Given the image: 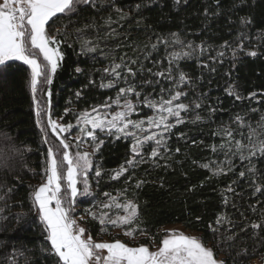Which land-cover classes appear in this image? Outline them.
Wrapping results in <instances>:
<instances>
[{
	"label": "trees",
	"instance_id": "16d2710c",
	"mask_svg": "<svg viewBox=\"0 0 264 264\" xmlns=\"http://www.w3.org/2000/svg\"><path fill=\"white\" fill-rule=\"evenodd\" d=\"M95 3L97 7L83 6L70 19L53 18L54 25L49 21L50 34L62 41L60 48L64 54L52 84L45 85L52 92L49 109L52 118H59L62 124L73 123L77 112L99 106L108 97L114 98L117 88L102 89L99 84L102 77L105 82L111 78L103 69L113 59L119 62L122 56L126 60L137 59L131 65L137 71V85L146 80L154 82L143 85L144 93L156 96L162 87H170L164 80L155 83L159 78L147 69L167 67L164 45H158L156 51L151 45L158 37L171 38L175 33L181 40L207 49L199 54L197 47L192 58L180 61V70L191 79V85L183 88L188 93L184 102L199 100L202 107L196 111L203 119L194 121L195 112L182 113L185 123L174 127L167 140L171 150L166 154L168 158L159 160V166H153L151 161L140 164L134 173L128 174L132 176L130 185L125 184L123 176L119 180L110 176L130 157L131 140L104 137V145L94 156L102 176L97 178L94 170L89 172L90 194H83L78 186L75 207L97 208L106 199L103 193L116 195L128 187V197L139 204L140 226L145 234L137 232L134 238L146 236L139 241L142 244H149L150 240L159 244L164 236L159 233L162 227L180 225L197 234L224 264L264 260V158L254 160L255 175L247 174L244 178L239 176L240 171H245L239 159H235L236 167L227 175L213 176L201 167L209 160L224 161L222 153L214 154L211 150L222 142L213 135L217 129L224 126L236 129L237 114L255 127L264 115V0H181L179 4L176 0H95ZM117 8L122 9L123 18ZM109 17L113 21L110 27L105 24ZM242 18H249L251 23L242 24ZM84 39L98 44L97 50L82 49ZM241 42L244 51H239ZM225 44L229 47L225 48ZM172 50L169 47L167 52ZM221 50L226 52L223 62H213L210 56L215 57ZM252 50L257 52L256 57L246 54ZM154 60L160 63L154 64ZM10 63L11 67L0 70V264H13V260L15 264H53L54 257L42 251L50 245L31 198L36 187L46 180L48 144L44 143L37 123L30 70L20 62ZM203 64L208 67H202ZM78 67L81 72L76 71ZM230 87L243 99L228 95L226 89ZM77 92L82 93L80 98ZM252 93L256 96L249 99ZM210 106L217 111L210 113ZM253 108L257 111L253 112ZM137 179L146 181L138 190L134 188ZM228 185L232 186V192L226 191ZM256 186H261L262 191L256 192ZM79 214L78 210L74 216ZM220 215L232 222L221 229L231 228L224 236L209 229V224L215 225ZM252 223H261L262 227L253 229ZM82 225L93 238L102 233L101 226L94 221L86 220ZM233 234L234 239L226 238Z\"/></svg>",
	"mask_w": 264,
	"mask_h": 264
},
{
	"label": "snow or ice",
	"instance_id": "6c2138e0",
	"mask_svg": "<svg viewBox=\"0 0 264 264\" xmlns=\"http://www.w3.org/2000/svg\"><path fill=\"white\" fill-rule=\"evenodd\" d=\"M180 2L181 0H176L177 4ZM83 6L97 7L95 0H0V70L11 67L10 62H21L28 67L30 90L33 102L37 105V123L45 133L44 143L49 144L48 129L59 141L58 145L49 144L44 170L46 182L31 196L33 207L44 226L45 240L50 245L42 251L54 257L53 264H224L223 261L215 258L213 250L206 247L200 238L190 237L175 230L166 232L155 251L145 245L128 246L119 240L96 242L90 233L86 235V228L80 226L77 218L73 216L79 192L78 184L82 183L83 194L87 195L90 194L91 187L89 172L94 170L95 177L102 176V169L99 164L94 163L93 157L104 145L105 136L117 140L131 139L130 157L118 169L113 170L110 176L112 180H119L123 176L125 184L130 185L132 176L128 174L134 173L140 164L151 161L153 166H159V160L168 158L166 154L171 150L167 140L174 127L185 123V115L195 112L194 121L203 119L196 111L202 107L199 100L184 102L183 98H186L188 93L183 91V88L191 85V79L180 70V61L192 58L197 52V47L199 54L207 50L204 45L195 46L181 40L175 33L171 34V38L158 37L157 42L151 45V49L156 51L158 45L163 44L168 64L162 70L153 71L149 68L147 71L159 78L155 83L164 80L170 87H162L156 96L143 92V85H153L152 80H146L141 85L135 83L137 71H134L131 65L136 64L137 59L126 60L123 56L120 57L119 62L113 59L111 64L103 69V72L111 78L105 82L102 77L99 87L117 88L116 96L108 97L103 104L93 106L91 110H84L76 116L79 135L73 136L77 151L72 153L70 151L72 144L68 136L62 134L70 133L73 124H62L58 119L52 118L49 111L52 92L50 89H44L43 86L52 84L53 77L64 59L60 48L62 41L58 40L56 35L50 34L52 25L49 21L54 25L56 21L53 18L70 19L72 14L78 13ZM140 7L141 5H136L137 9ZM116 11L122 13V9L117 8ZM112 23L110 17L105 21L109 27ZM241 23L247 25L251 20L242 18ZM98 47L99 45L93 40H82V49L86 48L88 52H95ZM169 47L173 49L171 52H167ZM224 47L229 46L225 44ZM239 51H244L242 42ZM246 54L257 56L255 50ZM225 55L226 52L221 50L215 57L210 56V59L222 63ZM236 55L237 50L234 49L232 51L234 59ZM153 63L160 62L154 60ZM202 67L208 65L203 64ZM140 70L143 71L142 64ZM76 71L81 72L82 69L78 67ZM121 84L124 86H119ZM38 91L48 100L41 103L37 98ZM226 92L236 100L243 99L234 87L226 89ZM81 95V92L76 93L77 98ZM255 96L256 93H252L249 99ZM114 107L119 110L113 111ZM143 108L150 109L152 114L141 117L140 112ZM68 111L65 110V115ZM209 111L215 113L217 109L210 106ZM252 111L257 110L253 108ZM133 115L137 118L133 119ZM45 119L46 123H44ZM234 123L237 125L236 129L224 126L213 133L220 137L222 142L213 145L211 150L214 154L222 153L224 161L209 160L201 164V167L213 176L227 175L229 171H233L236 167L235 159H239L241 165L245 166V171L239 172L241 178L247 174L255 175L257 169L254 160L264 158V115L259 117L255 127L239 114L236 115ZM245 128L248 130L246 133ZM88 141L92 151H79L81 143ZM176 151L178 152L179 149ZM252 182L255 184V181ZM144 183L145 180L137 179L134 188L138 190ZM128 191V187H125L116 195L105 192L103 195L106 199L100 202L99 210L86 211L87 215L102 226V232H107L110 225L122 229L124 235L133 238L137 232L141 235L145 234V230L140 226L142 217L139 204L128 197ZM226 191L232 192V186L228 185ZM255 191L261 192L262 187L256 186ZM224 202L228 203L227 196L224 197ZM114 209L115 214L112 213ZM199 219L197 217V220ZM231 223L227 216L220 215L216 217L215 225L209 224V229L224 236L225 232H231V228L225 231L221 229L225 224L231 225ZM251 227L259 229L262 224L252 223ZM226 238L232 240L234 234L227 235ZM13 264H15L14 260Z\"/></svg>",
	"mask_w": 264,
	"mask_h": 264
},
{
	"label": "rangeland",
	"instance_id": "374dc122",
	"mask_svg": "<svg viewBox=\"0 0 264 264\" xmlns=\"http://www.w3.org/2000/svg\"><path fill=\"white\" fill-rule=\"evenodd\" d=\"M21 63V62H20ZM39 87V86H38ZM44 89L45 88V85L43 86ZM37 98L41 101V103H44L45 101L48 100V98L46 96H42L40 94V91H38L37 93ZM134 99V98H133ZM34 107H35V111L37 110V105L34 104ZM45 107H47V105L45 104ZM147 109V112H140V116L141 117H144V116H147V115H151V110L148 109V108H145ZM91 110V109H89ZM115 110H119V109H116L115 107L113 108V111ZM83 112V111H82ZM81 112H77V115L80 114ZM133 119H136L137 117L135 115H133L132 117ZM54 119V118H53ZM55 119H58L59 122L61 123V120L59 118H55ZM44 123H46V119L44 120ZM73 124V128L71 129V132L70 133H67V134H62V135H67L68 136V140L69 142L72 144V147L70 149V151L72 153H75L77 151V147H76V142L73 140V136H78L79 135V132H78V128H77V121L75 120V122L71 123ZM41 128V127H40ZM153 131H156L158 132L159 130L158 129H153ZM43 135L45 136V133L42 132ZM47 135H48V139H49V144H53V145H58L59 144V141L56 139V137L51 133V130L48 129L47 130ZM106 137V136H105ZM130 139V138H129ZM131 140V139H130ZM49 144H48V147H49ZM90 144V141L88 142H84V143H81L80 145V148H79V151L83 152V151H88V152H91L92 151V148L89 146ZM93 160H94V157H93ZM46 182V180L44 181ZM43 182V183H44ZM43 183H41L40 185H42ZM38 185L36 187L35 190L38 189V187L40 186ZM78 186L82 189V192H83V185L82 183L81 184H78ZM79 190V189H78ZM78 195H79V192H78ZM77 195V197H78ZM77 200V198H76ZM81 211V214L77 215V216H74L75 215V212L76 211ZM89 210H92V211H98V206L97 208H94V209H89ZM86 211L85 209H82V208H79V207H75L74 206V210H73V216L75 218H77V221L78 223L80 224V226L84 227L83 222H85L86 220H91V221H94L95 223H98L96 220H93L91 218V216L87 215L86 214ZM115 209L112 210V213L115 214ZM80 217H83V219H80ZM99 224V223H98ZM100 225V224H99ZM101 226V225H100ZM102 227V226H101ZM171 230H175L177 232H182L184 233L185 235H188L190 237H194V238H198V235L195 234V233H192L190 231H187L185 230L182 226L180 225H169V226H164L162 227L160 230H159V233L161 234H164V236L166 235V232L167 231H171ZM109 232V233H108ZM87 235V233H86ZM163 236V237H164ZM144 237L146 236H142V237H137V238H133V237H130V236H126L124 235V231L120 228H113L111 227L110 225L108 226V231L107 232H102L97 238H93L94 241L96 242H114L115 240H119L123 243H125L126 245L128 246H140V245H145V246H148L150 248V250L152 251H155L157 246L159 244H154L152 243L150 240L149 244H142L141 242H139L141 239H144ZM209 248V247H208ZM220 261V259H217ZM251 264H264V260L262 261H259V260H254L251 262Z\"/></svg>",
	"mask_w": 264,
	"mask_h": 264
}]
</instances>
